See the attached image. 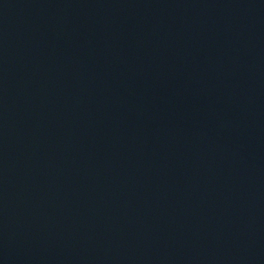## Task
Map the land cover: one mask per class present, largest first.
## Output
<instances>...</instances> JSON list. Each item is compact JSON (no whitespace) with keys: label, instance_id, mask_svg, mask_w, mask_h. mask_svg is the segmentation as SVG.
<instances>
[{"label":"water","instance_id":"95a60500","mask_svg":"<svg viewBox=\"0 0 264 264\" xmlns=\"http://www.w3.org/2000/svg\"><path fill=\"white\" fill-rule=\"evenodd\" d=\"M0 264H264V0H0Z\"/></svg>","mask_w":264,"mask_h":264}]
</instances>
